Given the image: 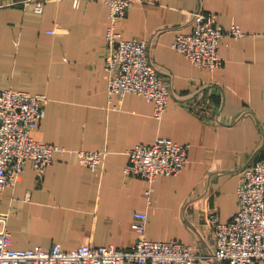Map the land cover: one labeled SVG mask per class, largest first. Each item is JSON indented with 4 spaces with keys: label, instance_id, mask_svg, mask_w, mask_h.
<instances>
[{
    "label": "crops",
    "instance_id": "obj_1",
    "mask_svg": "<svg viewBox=\"0 0 264 264\" xmlns=\"http://www.w3.org/2000/svg\"><path fill=\"white\" fill-rule=\"evenodd\" d=\"M38 1L0 9V92L46 94L35 136L73 152L55 151L42 178L26 164L17 184L2 192L7 216L0 218V231L11 232L15 248L59 243L70 250L84 242L126 248L136 242L132 221L139 210L148 214V239L208 250L214 243L210 216L230 219L238 209L242 169L264 153V0L135 1L118 30L126 39L147 40L149 57L170 83L160 119L137 93L111 108L103 63L108 4L53 0L37 12ZM199 8L216 13L224 28L243 31L223 36V65L215 70L196 66L172 46L176 36L192 31L191 13ZM193 102L208 104L207 115L193 111ZM160 137L190 144L185 168L152 183L127 175L128 151ZM79 149L107 154L92 170L80 161Z\"/></svg>",
    "mask_w": 264,
    "mask_h": 264
},
{
    "label": "built area",
    "instance_id": "obj_2",
    "mask_svg": "<svg viewBox=\"0 0 264 264\" xmlns=\"http://www.w3.org/2000/svg\"><path fill=\"white\" fill-rule=\"evenodd\" d=\"M49 1L53 0L36 2L35 10L43 12ZM72 1L78 7L83 0ZM99 1L110 7L103 63L109 74L108 97L112 109L120 107L125 94L137 93L153 104L154 116L162 118L172 96L170 83L149 57L147 40L126 39L118 30L119 21L127 16L136 0ZM20 2L28 4L31 0L13 3ZM13 3L0 1V9ZM192 19V31L176 36L173 48L184 53L198 67L220 68L223 65L221 39L225 34L239 37L242 29L238 25L224 28L216 13L202 8L193 12ZM48 100L46 94L22 89L6 88L0 92V218L7 216L1 211L2 192L17 184L28 162L42 178L53 162L55 151L73 152L35 136L45 117ZM190 106L196 113L207 115L208 104L193 102ZM189 150L190 144H181L168 137L137 144L128 151L129 163L124 171L152 183L160 175L180 173L189 161ZM76 154L83 164L98 170L107 151L79 149ZM237 196L238 209L228 221H221L217 213L210 216L214 243L208 250L178 239H148V214L134 210L132 227L137 239L130 247L84 242L70 250L63 249L59 243L48 248L40 245L15 248L11 232L4 229L0 231V264H194L195 261L210 260L225 264H255L264 261V153L242 169Z\"/></svg>",
    "mask_w": 264,
    "mask_h": 264
},
{
    "label": "rangeland",
    "instance_id": "obj_3",
    "mask_svg": "<svg viewBox=\"0 0 264 264\" xmlns=\"http://www.w3.org/2000/svg\"><path fill=\"white\" fill-rule=\"evenodd\" d=\"M92 1V0H91ZM97 1H99V0H97ZM15 4V3H14ZM16 4H23L22 2H20V3H16ZM196 11V10H195ZM195 11H193V12H195ZM193 12L191 13V16H192V18H193ZM109 16H110V14H109ZM111 108H112V106H111Z\"/></svg>",
    "mask_w": 264,
    "mask_h": 264
}]
</instances>
